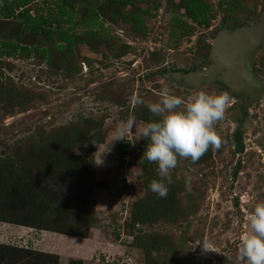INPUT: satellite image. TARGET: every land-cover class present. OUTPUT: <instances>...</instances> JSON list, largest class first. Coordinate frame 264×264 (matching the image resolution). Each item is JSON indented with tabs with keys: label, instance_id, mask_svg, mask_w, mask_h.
<instances>
[{
	"label": "rangeland",
	"instance_id": "obj_1",
	"mask_svg": "<svg viewBox=\"0 0 264 264\" xmlns=\"http://www.w3.org/2000/svg\"><path fill=\"white\" fill-rule=\"evenodd\" d=\"M52 1L34 0L27 8L31 14L37 11L45 16L47 9L57 11ZM203 1L211 7L206 27L193 22L182 8L174 9L177 0L139 1L140 9L147 6V14H140L145 30H132L118 17L104 21L100 29L104 39L93 43L95 49L87 43L76 44L73 59L62 63L65 68H54L31 52L28 56L0 57V158L16 155L41 131L49 134L58 128L81 126L95 134L97 128L91 122H100L102 138L89 149L85 143L74 149L75 156L92 166V174L84 181L46 179L66 205L83 201L73 213L74 220H81L79 227L89 225L87 235L75 234L70 217L55 219V223L47 219L48 227L69 233L0 222V243L10 250L0 248V256L5 257V263L0 264H43L34 261L39 252L56 255L54 264H145L143 249L130 246L128 236L129 216L131 212L135 215L132 205L146 193L138 164L144 149L138 129L146 123L137 114L140 110L154 119L145 104L158 101L163 87L184 102L197 91L229 95L223 118L213 125L220 146L210 147L195 163L178 157L176 167L170 170L171 189L179 205L177 222H137L132 231L143 236L144 244L153 240L151 245L156 246L150 255L162 264H243L237 259L239 235L248 228L247 216L254 204L264 200V87L248 108V125L241 126L239 119H229L235 97L222 84L201 83L188 88L176 83L170 72L204 67L217 31L223 25L234 29L252 22L261 0ZM121 10L125 17L134 11L133 6ZM68 13L71 23H78L75 31L84 32L77 11ZM177 19L185 25L178 27ZM61 26L63 29L67 24ZM7 27L13 29L12 23ZM22 42L29 45L30 36ZM252 64L264 81V45L254 54ZM11 90L15 95L9 97ZM130 114L135 116L133 127L122 140L110 143L117 126ZM238 129L235 137L239 136L242 151L234 143ZM125 141L129 145L120 158L117 148ZM100 153L103 163L96 165L92 160ZM186 175L192 177L189 188L185 187ZM64 212L70 215L69 210Z\"/></svg>",
	"mask_w": 264,
	"mask_h": 264
},
{
	"label": "trees",
	"instance_id": "obj_2",
	"mask_svg": "<svg viewBox=\"0 0 264 264\" xmlns=\"http://www.w3.org/2000/svg\"><path fill=\"white\" fill-rule=\"evenodd\" d=\"M32 1L34 0H0V57L2 55L28 56L31 52L42 57L48 65H54V68H59L58 65L65 68L62 63L69 64L71 58L73 59L72 52L76 44L87 43L92 49H95L93 43L98 44L104 39L105 35L100 32V29H103L104 21H114L118 17L120 21L130 24L132 30H145L140 14H147V6L140 9L137 5L139 1L144 0H102V3H99L98 0H53L52 3L57 7V11L53 12L47 9L45 16L38 14L37 11L35 14L29 13L27 5ZM145 1L150 2V0ZM126 6H133L134 9L128 17H125L121 10ZM176 8H182L184 14L197 25L204 27L208 25L207 13L211 7L207 2L177 0L174 5V9ZM73 10L79 14L78 22L86 28L84 32L75 31L78 23L75 21L71 23L69 19L68 12ZM9 23H12L13 29L7 27ZM175 23L178 27L185 25L178 19L175 20ZM62 24H67V26L62 29ZM26 36H30L31 43L29 45L22 42ZM73 70H75L74 67ZM181 71L184 72V70ZM12 92L11 90L8 93L9 97L12 96L11 94L15 95ZM15 92L18 93L16 90ZM22 96L25 101L29 100V96L26 94ZM146 113L149 114V112ZM137 116L145 123L151 121L147 117L148 115L146 116L140 110H138ZM91 123L93 128H97L95 134H90L81 126L70 129L58 128L49 134H44L41 131L35 138L29 139L22 150L17 151L16 155L0 158V222L22 224L37 230L69 233L61 228L48 227L47 221L52 219L55 223V219L58 221L61 218L70 217L69 221L75 223V226L72 227L77 231L75 234L80 237L87 235L89 225L79 227L81 220H74L73 213L80 207V204L82 205L83 201L77 200L66 205L62 195L58 192L55 193L48 186L46 179L52 178L72 183L84 181L88 174H92V166L88 167L83 157L79 156L78 158L74 154V149L79 144L85 143L89 149L92 145L101 143L102 138L98 133L101 124L100 122ZM235 134L239 133L235 132ZM235 134V147L238 151H242L243 145L239 136L235 137ZM147 142L146 139L142 140L143 148ZM128 145V141H125L117 148L120 158L126 154ZM138 164L143 172L141 178L146 193L132 205L135 215H132L131 212L129 216L131 229L128 234L131 238L129 244L143 249L145 264H162L161 261L150 255V251L156 246L155 244L151 245L153 240H150V245L144 244L143 236L133 233L132 230L137 222L157 221L158 219L165 222H177L179 205L174 199L172 184L169 185V191L165 198H158L148 191L149 182L158 178L156 165L150 167L146 160L142 164L138 161ZM149 176H152V179H149ZM149 207L150 209L146 210ZM66 210L70 211V215L65 214ZM145 213L149 215L146 216ZM136 214L139 217H136ZM141 215L145 217L142 218ZM165 237L167 239V236ZM0 248L5 252L10 251L6 244L0 243ZM35 260L38 263L54 264L56 255L39 252L36 253ZM0 262L5 263L3 254L0 256Z\"/></svg>",
	"mask_w": 264,
	"mask_h": 264
},
{
	"label": "clouds",
	"instance_id": "obj_3",
	"mask_svg": "<svg viewBox=\"0 0 264 264\" xmlns=\"http://www.w3.org/2000/svg\"><path fill=\"white\" fill-rule=\"evenodd\" d=\"M159 97L158 101L145 104L154 119L138 129L140 139L148 141L139 163L145 160L155 163L158 178L149 182L148 191L165 198L173 183L170 170L176 167L178 157L195 163L210 147L219 148L213 125L223 118L230 97L226 92L197 91L184 102L167 87L160 89ZM136 102L140 103L139 99ZM134 123L135 116L130 114L117 126L110 143L122 140ZM101 154L92 160L94 164L103 163ZM191 179L190 175L185 176L186 188L190 187ZM247 224V230L239 235L237 259L243 264H264V200L254 204Z\"/></svg>",
	"mask_w": 264,
	"mask_h": 264
},
{
	"label": "water",
	"instance_id": "obj_4",
	"mask_svg": "<svg viewBox=\"0 0 264 264\" xmlns=\"http://www.w3.org/2000/svg\"><path fill=\"white\" fill-rule=\"evenodd\" d=\"M264 45V0L261 9L252 22L228 29L222 26L211 41L208 55L209 63L205 67L180 73L170 72V77L183 86H197L203 82L218 81L228 92H242L245 99L238 104L248 105L259 99L262 80L252 69V58Z\"/></svg>",
	"mask_w": 264,
	"mask_h": 264
},
{
	"label": "flooded vegetation",
	"instance_id": "obj_5",
	"mask_svg": "<svg viewBox=\"0 0 264 264\" xmlns=\"http://www.w3.org/2000/svg\"><path fill=\"white\" fill-rule=\"evenodd\" d=\"M221 29V28H220ZM228 29H230V28H228ZM208 63H209V61H208ZM207 63V64H208ZM206 64V65H207ZM205 65V66H206ZM204 66V67H205ZM202 66H199V67H194L192 70H187V71H193V70H195V69H197V68H201ZM252 69L254 70V67H253V64H252ZM177 71V70H176ZM187 71H179L180 73H185V72H187ZM262 80V79H261ZM212 82H217V83H220V82H218V81H212ZM262 82H263V84H262V86L264 87V81L262 80ZM203 83H206V82H203ZM208 83H211V82H208ZM221 84V83H220ZM223 85V84H222ZM186 86V85H185ZM186 87H188V88H191V87H194V86H191V85H188V86H186ZM223 87H225L224 85H223ZM263 87H262V89H263ZM225 89H227L226 87H225ZM228 90V89H227ZM261 92H262V90H261ZM235 98H234V100H233V102L231 103L232 104V107H231V109H230V115H229V117H231V118H229L231 121H234L235 122V120H237V119H239V121H240V125L242 126L244 123H245V126L246 125H248L247 124V112H248V108H249V106L253 103V102H255V101H253V102H251L250 104H246V105H243L242 103L239 105L238 104V101H241V100H243V99H245L246 98V96L244 95V93H242V92H239V93H234V92H232L231 93ZM238 121V120H237ZM239 128V127H238ZM241 129H238V133H239V131H240ZM235 134V133H234Z\"/></svg>",
	"mask_w": 264,
	"mask_h": 264
},
{
	"label": "bare ground",
	"instance_id": "obj_6",
	"mask_svg": "<svg viewBox=\"0 0 264 264\" xmlns=\"http://www.w3.org/2000/svg\"><path fill=\"white\" fill-rule=\"evenodd\" d=\"M230 115V114H229ZM229 118H231V117H229Z\"/></svg>",
	"mask_w": 264,
	"mask_h": 264
}]
</instances>
